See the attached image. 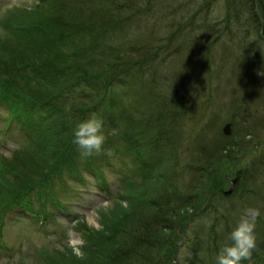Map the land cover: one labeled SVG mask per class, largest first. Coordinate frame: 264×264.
Returning <instances> with one entry per match:
<instances>
[{
	"label": "rangeland",
	"instance_id": "374dc122",
	"mask_svg": "<svg viewBox=\"0 0 264 264\" xmlns=\"http://www.w3.org/2000/svg\"><path fill=\"white\" fill-rule=\"evenodd\" d=\"M183 1L159 0L155 8L159 13L149 14L151 26L163 14L159 25L170 23V12L184 25L183 32L160 27L166 32L162 33L155 28L162 40L169 35L172 43L168 44L167 38L159 41L165 51L152 56L156 62L142 72L144 82L151 81L149 88H118L106 91L100 100L96 90L78 85L68 94L70 84L58 83L64 92L55 102L58 114L51 118L46 114L48 109L41 111L37 132H26L16 122L11 123L8 107L0 104V264H87L92 253L87 255L83 249L100 234L105 237V224L113 232L109 238L122 224L125 230L115 237L119 241L141 223L140 233L149 244L142 247L138 264H186L190 244L185 239L191 230L186 233L188 227L182 220L187 225L191 218L201 220L199 227H194L206 228L207 238L217 216L219 225L232 229L248 208L260 213L255 225L256 248L251 261L241 264H264V68L257 57L264 50V31L259 32L264 12L253 9L259 21L254 25L246 0L240 2L247 11L239 0H193L195 3L188 5L194 11L188 15L180 9ZM61 3L64 1L0 0V101L4 96L20 95L10 77L18 75L13 70L18 72L20 66L12 69L6 63L21 56L31 59L27 63L53 59L66 67V76L76 73L73 51L79 41L75 35L13 25L15 18L44 21L48 12L62 10ZM143 4L142 0L138 6ZM194 4L199 5V11ZM228 4L229 12L224 11ZM200 7L205 9L203 16ZM167 16L166 24L163 17ZM203 22L206 25L201 26ZM147 31L129 34L128 40L121 32L120 37L108 38L104 46L120 42V47L135 44L137 48L141 38L146 43L142 47L154 53L157 40L151 42L144 36L150 35ZM47 44H54L51 53L44 47ZM15 45L18 56H11L8 53ZM32 69L38 72L36 67ZM39 77L36 73L43 89L55 85L46 75ZM132 90L135 94L131 95ZM83 92L94 97L81 99ZM27 95L19 96L25 103L27 100L21 111L37 105ZM163 97L179 105L181 122L174 123V144L165 136L154 137L159 129L146 121L150 114L156 123L163 114L159 103ZM86 104L94 106L93 110H87ZM91 114L103 121L106 139L100 154L81 158L73 140L72 148L66 146L74 139L70 134L76 124ZM228 123L231 129L226 135ZM165 125L160 123V127ZM50 149L56 156H49L50 163L43 164L41 160ZM93 166L97 170L89 168ZM240 172L242 179L233 182ZM99 175L103 181L98 180ZM215 186L232 189L225 195ZM18 191L26 197L22 202L44 215V220L20 203L11 206L8 201ZM153 201H160L165 210L175 208L177 216L163 221L168 220L170 228L152 226L154 218L147 221L156 215L151 208ZM220 236L227 243L228 234ZM78 251L83 259L76 255ZM45 252L48 258H44Z\"/></svg>",
	"mask_w": 264,
	"mask_h": 264
},
{
	"label": "trees",
	"instance_id": "16d2710c",
	"mask_svg": "<svg viewBox=\"0 0 264 264\" xmlns=\"http://www.w3.org/2000/svg\"><path fill=\"white\" fill-rule=\"evenodd\" d=\"M62 1H64V3H61L62 10L55 11L52 13L48 12V15H46L47 18L44 21H37L36 19L24 20L22 18H15V24L13 23V25L15 26H18L19 24L17 23H20L23 25L21 27L30 29L32 31L38 28H49L50 31L61 30L59 32V35H62L63 32L67 31L70 35H75L74 37H76L79 41L78 44H76L77 49L73 51V57L76 59L75 66L73 67L76 68L77 71L76 73L74 72L71 76H66L63 70L66 69V67L64 68L62 66L63 64L55 63L53 59L44 58L43 61H34L33 63L29 61L30 63H27L28 60L31 59H29V57L23 58V56H21L20 59L17 58V60L15 61L6 63L7 66L12 67V69L17 68L15 65L20 66L18 72L16 70H13L14 74L18 75L10 76L11 80L14 82V87L18 91H20V97L21 94L27 93V97L33 100L37 105H35V107L29 106L28 108H25L21 111V108L26 106L27 100L25 103L24 100H21L19 98V96H4L1 98L2 100L0 101V104L6 103V105L11 109V111L15 115L14 118L20 120V122H23L25 128L30 131L40 130L42 118V116L40 115L41 111L48 109L49 111L46 112V114L48 117L51 118L58 114L56 112V108L58 107V105L56 106L55 102L59 101L61 97H64L63 89L62 87L60 88L58 86V83L61 85L70 84L66 88V93L68 94L72 93V87H76L78 85H83L91 90H96L95 95H97L100 100L105 97L106 91L113 92L115 89L118 88H149L151 85V81L145 83L143 80L142 72L148 70V67L156 62L152 58V56L158 55L159 52L165 51L163 44H157L159 41H164L167 38L168 44L172 43V38L169 37V35H166V38L162 40V37L159 35V33L156 34L154 31H156V29L158 30L157 27H159V31L162 33L166 32L161 31L160 27H169L173 30L180 29L181 32H183L184 30L183 23L179 22V19L174 16V12H170L169 15H171L172 18L171 22L168 24L166 21L169 20L170 16L169 18L168 16L163 17L165 19V23L168 26H163L162 24L159 25L160 17L164 16V14L156 19V21L154 22V26L150 25L149 14L159 13L156 12L157 10H155V8L161 2L160 1L158 3L159 0H151V2L150 0L149 2L148 0H143L144 4L140 6L138 5L139 2L141 3L142 0ZM240 1L241 0H239V5L244 7L247 11V7L244 2L242 1L241 3ZM188 2L195 3L193 0H185L180 5V9L182 12L184 10H187V12H183L185 15H188L192 13V11H194V8H190L192 6H189ZM245 2H247L250 6V10L248 11V13L251 12L254 19V25H258L259 21L256 18L255 13L258 10L264 12V0H246ZM198 6V4H194V7H196V11H199V9L197 8ZM242 7H240V9ZM257 7L259 9H257L255 13H252L253 9ZM225 10H227V12L231 11L230 4H228V8H225L224 11ZM204 12L205 9L203 7H200V16H203ZM27 13H25V15H27ZM164 13H166V11H164ZM157 22L158 24H156ZM204 25H206L205 22L201 24V26ZM259 26H261L259 32H263L264 22L262 24H259ZM140 30H148L147 33L151 32V36L149 34L145 35L144 33V36H149L151 38V42L153 41V39L157 40L156 44H153V49H155L154 53L151 52L148 48L142 47L146 43H144V40L141 38L137 39V48L134 47L135 44H128L125 47H120V42L116 45L112 43L110 45L104 46V42L108 38L117 36L121 32H124L126 37L127 35L130 36L129 34L137 35L136 33H139ZM174 34L175 33L173 32L171 33L172 36H174ZM103 36H105V39L101 41V37ZM263 36L264 35H261V37ZM90 38L91 41L89 42ZM126 40H128V37H126ZM123 41L124 39L122 40V43ZM16 45L13 47V49H11L10 53H8L11 54V56L12 54H18L19 52L18 49L15 48ZM53 46L54 44H47L44 47H46V49H48V51L51 53L54 50ZM108 46L111 48H108ZM25 48L27 49V47ZM79 48H81V50H79ZM168 48L169 47H167V49ZM149 53H153V55H150ZM40 55L42 56V54ZM260 55L261 56L257 57L259 59L261 67L264 68L263 49L260 51ZM32 67H36V71L38 72H34ZM29 70H31V72ZM23 73L25 75H23ZM36 73L38 78L41 79L39 75H46V78L54 82L55 85L52 86V89H43V86H40L37 83ZM30 76L32 78L33 83L30 82ZM137 82H139V84H137ZM33 85L34 88H32ZM55 86H58L59 88ZM83 93L84 94H82L81 99L86 100L89 99V97H94L93 94H87L86 92ZM132 94H135L133 90L131 91V95ZM74 98L78 99L77 97ZM159 103L161 106L160 113H163L159 117L160 120L158 119V121H156L155 123L152 115L150 116L149 114L146 118V121H150V125L152 127H156V129H159L154 137L165 136L166 138H168L171 144H174L176 138L175 135H172L175 134L173 130L174 123L179 124L181 122L178 111L179 105L174 99L170 98L169 100L166 97H163V99H161ZM166 106H170L169 109ZM93 108L94 106H88V104H86L87 110L92 111ZM163 122L167 123V126L165 125L164 127H160V123ZM70 136L72 137L73 134H70ZM72 140L73 139L69 140L66 148H72ZM49 156H56L55 150H48L46 158L44 157L43 161L41 160V162H43V164H49L50 162H48L47 160L49 159ZM56 166L57 165L55 164L54 169ZM89 168L97 170L94 166ZM242 176L243 175L240 172V174L238 175V181L242 179ZM47 177L45 174V179ZM97 178L99 181H103L100 175L97 176ZM215 189L221 191V187L215 186ZM25 198L26 197H24V194L18 191L16 194H14V196L11 197L12 200L10 199L8 202H11V205H16L20 203L30 209V206H28L27 203L22 202V200ZM191 202L192 201H189L188 205L191 204ZM153 205L151 204V208L154 207V213H156V215H153V217L149 218V220L147 221H151V219L154 218V222L151 223L152 226L159 227V225H164L165 228H170V222H168V220L167 222L163 221H165L166 218H169V216H177V213L174 210L175 208H172L171 210H165V206L161 205L160 201H153ZM3 206H5V204ZM167 211H170V213H168ZM214 221L215 224H212L210 228V237L206 238L204 236V234H207L206 228H204V230H200V228L196 229L194 227V224L195 226L199 227V224H201V220L191 218L189 220L188 225L182 220V222L185 224V227H188V229H186V233L191 230L190 236H187L185 239L186 244L188 242L190 244V254L186 258V264H215V260H213L214 255L216 257L220 247L224 243H226L225 238L223 241L220 240V235H223L224 233L225 235L229 234L231 231V226L226 225L221 231L218 232L217 227L221 221L219 219V216H217ZM141 224L137 225L140 226ZM139 226H136V229L133 228V230L131 231L128 230L126 233V239L116 241L115 237L117 233L119 231L125 230V228H123L122 224H120L116 228L117 232L115 233L114 237L109 238V236L107 235L109 234V232L112 231L109 229L108 225L105 224V237L100 234L98 240L95 239V241H92V243H89V245L87 244V246L83 249V253L87 255L90 251L92 253L91 255L89 254V256L87 257V264H121V261L124 259L127 260V264H138L137 262L141 255V250L143 249L142 247L145 246L148 248L149 244L144 241V237L140 233ZM148 229H151V226L147 227V230ZM86 238L90 239L91 236H87ZM188 238L189 241L187 240ZM228 242L230 241L227 239V243ZM44 255L45 257L47 256L46 252L44 253ZM51 264L56 263L51 262Z\"/></svg>",
	"mask_w": 264,
	"mask_h": 264
},
{
	"label": "clouds",
	"instance_id": "9594fccd",
	"mask_svg": "<svg viewBox=\"0 0 264 264\" xmlns=\"http://www.w3.org/2000/svg\"><path fill=\"white\" fill-rule=\"evenodd\" d=\"M73 143L76 145L81 158L100 154L105 143L103 121L91 114L87 119L78 122L73 129ZM260 213L258 209H245L236 225L228 234L230 243H224L216 257L215 264H241L242 261H251L252 252L256 248L255 225ZM210 226V222L208 225ZM223 225L217 227L221 231ZM76 255L83 259V253Z\"/></svg>",
	"mask_w": 264,
	"mask_h": 264
},
{
	"label": "water",
	"instance_id": "95a60500",
	"mask_svg": "<svg viewBox=\"0 0 264 264\" xmlns=\"http://www.w3.org/2000/svg\"><path fill=\"white\" fill-rule=\"evenodd\" d=\"M230 129H231V123L226 124V126L224 127L225 134H230ZM229 191H231V190H229Z\"/></svg>",
	"mask_w": 264,
	"mask_h": 264
}]
</instances>
